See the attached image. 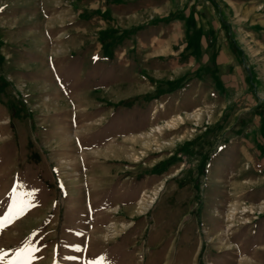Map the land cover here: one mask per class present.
<instances>
[{
    "label": "rangeland",
    "instance_id": "374dc122",
    "mask_svg": "<svg viewBox=\"0 0 264 264\" xmlns=\"http://www.w3.org/2000/svg\"><path fill=\"white\" fill-rule=\"evenodd\" d=\"M5 264H264V0H0Z\"/></svg>",
    "mask_w": 264,
    "mask_h": 264
},
{
    "label": "snow or ice",
    "instance_id": "6c2138e0",
    "mask_svg": "<svg viewBox=\"0 0 264 264\" xmlns=\"http://www.w3.org/2000/svg\"><path fill=\"white\" fill-rule=\"evenodd\" d=\"M24 211V206H17L14 200L13 205L9 208V212L4 217L0 218V226H5L8 222L18 217ZM32 249L29 246L20 248L16 251L14 257L7 260L5 264H31ZM0 260H4V255H0ZM87 264H100V261H90Z\"/></svg>",
    "mask_w": 264,
    "mask_h": 264
}]
</instances>
